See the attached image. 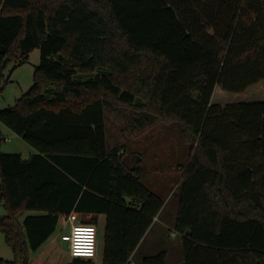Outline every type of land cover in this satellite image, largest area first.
Segmentation results:
<instances>
[{"label":"trees","instance_id":"trees-1","mask_svg":"<svg viewBox=\"0 0 264 264\" xmlns=\"http://www.w3.org/2000/svg\"><path fill=\"white\" fill-rule=\"evenodd\" d=\"M34 49L31 87L0 110L34 150L0 152V232L14 256L0 264H29L72 212L94 226L105 215L102 264H134L164 205L182 264H264V101L211 102L216 86L240 93L264 80V0H0V84ZM112 102L138 108L140 127L179 125L188 164L168 202L109 147ZM25 211L35 213L20 222Z\"/></svg>","mask_w":264,"mask_h":264},{"label":"rangeland","instance_id":"rangeland-1","mask_svg":"<svg viewBox=\"0 0 264 264\" xmlns=\"http://www.w3.org/2000/svg\"><path fill=\"white\" fill-rule=\"evenodd\" d=\"M39 64L40 51L34 49L28 54L27 62L17 68H13L12 63H7L1 70L5 82L0 84V110L14 107L16 101L28 91L33 83L35 68ZM212 100L219 105L264 101V80L240 93L226 92L216 86ZM139 115L141 113L138 108L112 102L111 108L105 113L107 143L109 147H117L120 152L123 151L124 160L130 161L139 169L143 184L166 202L177 192L178 181L188 164L189 146L182 140L180 127L176 122H164L161 118L155 117L152 124L140 127L136 122ZM0 131L5 139L0 145L1 153H17L23 158L34 153L21 137L13 134L3 125H0ZM34 213L23 212L19 221ZM6 214L7 210L0 202V218ZM165 214L166 210L155 222L158 232L156 240L147 248V254L154 255L165 251L166 264H182L180 239L176 232L170 229L171 220H168L165 226ZM104 220L105 217L101 216L96 225L97 252L93 264H101L102 261ZM171 234L175 236L170 238ZM54 236H56L55 243L51 244L49 240L35 253H31L29 263L67 264L71 261L68 255L69 225L64 227L60 219ZM142 251L140 248L134 254V264H140ZM13 258V253L0 232V259L11 262Z\"/></svg>","mask_w":264,"mask_h":264},{"label":"built area","instance_id":"built-area-1","mask_svg":"<svg viewBox=\"0 0 264 264\" xmlns=\"http://www.w3.org/2000/svg\"><path fill=\"white\" fill-rule=\"evenodd\" d=\"M66 222L69 225L68 254L70 258L93 260L97 252L98 233L96 227L75 222L71 215H67Z\"/></svg>","mask_w":264,"mask_h":264},{"label":"crops","instance_id":"crops-1","mask_svg":"<svg viewBox=\"0 0 264 264\" xmlns=\"http://www.w3.org/2000/svg\"><path fill=\"white\" fill-rule=\"evenodd\" d=\"M258 83H260V81L258 82ZM258 83H256V84H258ZM256 84H254V85H256ZM219 87V86H218ZM215 89V88H214ZM213 93H214V91H213ZM212 96H213V94H212ZM211 102L213 103V104H218V103H214L213 102V100H212V98H211ZM31 155V154H30ZM27 158V157H26ZM166 210V214L164 215V218H165V226H167L166 225V222L168 221V220H171V230H172V228H173V224H174V221H175V214L171 211V210H169L167 207H166V205H164L163 206V208L161 209V211L159 212V214L157 215V217H155V219H154V221H153V223H152V225L150 226V228L147 230V232H146V234L144 235V237L142 238V240H141V242L139 243V245H138V247L136 248V250H135V252L133 253V256H132V262H133V258H134V254L138 251V249L140 250V248L143 250L142 252H141V257H140V262H141V260H142V258L143 257H145V256H148L149 254H147V251H148V247H150V245H152L153 244V242L156 240V235H157V232H158V228H156L155 227V222H157L158 220H159V218H160V216L162 215V214H164V211ZM30 215V214H29ZM69 215H71V217L73 218V221H75V222H80V220L82 219V218H85V219H88V218H90V215H85V216H83V215H81V214H77V213H74V212H72V213H70ZM101 216H104L105 217V215H103V214H101V215H98L97 216V223H98V221H99V219H100V217ZM66 217H67V215H62V216H60V218H59V220L61 219L62 221H63V225H64V227H65V225L67 226L68 224H67V222H66ZM105 222H106V217H105V220H104V227H105ZM59 223V222H58ZM97 223H96V225H97ZM96 225H95V227H96ZM54 234V233H53ZM53 234H52V236H50V238L47 240V241H49L50 240V242H51V244H54L55 243V238H56V236H54L53 237ZM62 236V235H61ZM170 238H173V234H171V237ZM46 241V242H47ZM45 242V243H46ZM49 242V243H50ZM44 243V244H45ZM146 248V249H145ZM102 252H103V250H102ZM69 255V254H68ZM70 257V256H69ZM167 257V256H166ZM72 260V259H71ZM69 263V262H68ZM67 263V264H68ZM29 264H31V263H29ZM101 264H102V261H101Z\"/></svg>","mask_w":264,"mask_h":264}]
</instances>
